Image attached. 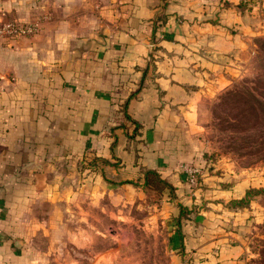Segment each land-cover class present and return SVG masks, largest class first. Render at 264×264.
I'll return each instance as SVG.
<instances>
[{"label":"crops","instance_id":"0c3cea01","mask_svg":"<svg viewBox=\"0 0 264 264\" xmlns=\"http://www.w3.org/2000/svg\"><path fill=\"white\" fill-rule=\"evenodd\" d=\"M262 9L264 0H0V20L39 23L0 38V264L41 259L34 235L65 226L54 217L83 202L139 206L145 169L173 186L153 212L167 219L173 264H243L240 225L253 210L223 205L251 179L213 165L190 187L184 166L198 103L231 81ZM179 204L197 208L178 222Z\"/></svg>","mask_w":264,"mask_h":264},{"label":"rangeland","instance_id":"374dc122","mask_svg":"<svg viewBox=\"0 0 264 264\" xmlns=\"http://www.w3.org/2000/svg\"><path fill=\"white\" fill-rule=\"evenodd\" d=\"M259 15L257 34L231 81L198 103L199 128L192 132V158L187 162L201 171L215 165L233 179H251L247 202L235 205L231 199L223 205L253 210L240 225L247 245L243 264H264V9ZM196 186L202 184L190 187ZM143 190L137 207L130 202H83L86 208L77 205L78 210L54 217L66 225L34 235L33 246L41 256L34 264H173L167 219L153 214L163 192ZM47 207L41 201L39 208Z\"/></svg>","mask_w":264,"mask_h":264},{"label":"built area","instance_id":"2783aa9c","mask_svg":"<svg viewBox=\"0 0 264 264\" xmlns=\"http://www.w3.org/2000/svg\"><path fill=\"white\" fill-rule=\"evenodd\" d=\"M38 30V24L35 22H19L16 20L0 21V37L7 39H14L16 37L28 36L36 33ZM186 180L189 184L198 183V176L201 173V169L196 165H185Z\"/></svg>","mask_w":264,"mask_h":264},{"label":"trees","instance_id":"16d2710c","mask_svg":"<svg viewBox=\"0 0 264 264\" xmlns=\"http://www.w3.org/2000/svg\"><path fill=\"white\" fill-rule=\"evenodd\" d=\"M86 158V157H85ZM80 159V167H92L94 164L95 158L88 159ZM187 181V180H186ZM143 186L145 187H150L153 189H156L157 191H162L164 188L168 187L171 191H173V186L171 183H169L166 179L162 178L160 173L156 169H145L144 170V181H143ZM252 191L248 188L245 190V194L238 199L232 200V203L235 205H242L245 202H247L248 198L250 197V194ZM180 206V213H179V220L181 217L188 216L189 213H191L195 207L192 209L187 208L186 206L179 204Z\"/></svg>","mask_w":264,"mask_h":264}]
</instances>
